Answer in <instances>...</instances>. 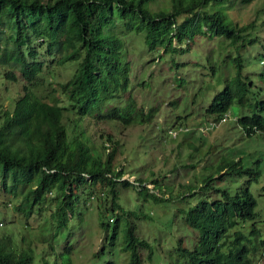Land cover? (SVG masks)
<instances>
[{
    "label": "trees",
    "instance_id": "16d2710c",
    "mask_svg": "<svg viewBox=\"0 0 264 264\" xmlns=\"http://www.w3.org/2000/svg\"><path fill=\"white\" fill-rule=\"evenodd\" d=\"M151 1L0 0V93L10 101L8 106L0 101V183L17 199L15 212L26 220L39 215V240L45 246L35 251L33 243H25V235L2 229L0 264H34L35 256L41 264H72L73 226L83 225V214L93 209L101 241L91 264H120L121 253L127 256L122 264H142V251L151 264H254L253 255L264 248L258 227L251 225L248 232L238 227L256 216L250 182L257 180L259 168L230 158L198 188L183 184L180 201L189 205L178 211L196 237L188 246L183 235L170 234V252L176 256L165 257L135 233V219L149 216L139 203L124 206L117 187L131 186L132 197L142 201L166 197L150 190L141 177L122 178L124 169L114 165L118 142L110 134L104 158L73 134L85 115L129 124L150 122L157 113V107L138 104L133 95V61L114 31L119 25L126 32L144 34L140 57L146 63L156 58L144 56L151 51L160 58L189 51L191 46L183 44L195 35L226 39L236 72L205 112L217 121L237 101L252 111L235 115L244 132L264 130V97L249 96L251 79L242 74L241 50L256 42L248 36L253 22L232 21L221 5L224 0H171L168 10L152 9ZM43 45L49 59L40 58L45 53L38 47ZM64 63H75L72 74L53 83L48 68ZM245 174L233 191L228 185H214V180ZM60 242L62 247L56 249Z\"/></svg>",
    "mask_w": 264,
    "mask_h": 264
},
{
    "label": "rangeland",
    "instance_id": "374dc122",
    "mask_svg": "<svg viewBox=\"0 0 264 264\" xmlns=\"http://www.w3.org/2000/svg\"><path fill=\"white\" fill-rule=\"evenodd\" d=\"M221 3L232 21L253 22L247 28L248 36L255 37L256 42L241 50L242 74H247L251 79L249 96L253 100L264 97V0H252L247 4L240 0H224ZM150 6L156 10H168L171 0H152ZM114 31L122 39L126 57L133 61L130 74L133 95L138 104L157 107V117L147 123L134 121L123 124L85 115L77 121L73 134L88 141L93 153L101 154L102 158L105 156L103 145L109 146L105 137L110 134L118 142L114 165L124 169L122 178L133 181L141 177L145 179L143 184L150 190L166 197L164 200L142 201L132 197L131 186L117 187L124 206L130 208L139 203L140 208L149 216L135 219V233L140 237L145 236L165 257L176 256L173 251L170 252L173 240L168 239L170 234L183 235L184 243L191 246L196 235L194 236L184 218L180 217L182 211H178L181 206L187 208L189 205L180 201L183 184L191 183L195 189L198 188L205 176L214 173L222 161L234 158L240 159L244 167L259 168L257 180L250 182V190L256 199V216L247 219L238 227L248 232L251 225H254L260 230L259 236L264 238V130L250 134L244 132L234 116L252 111L241 107L237 101H233L225 121L210 127L205 133L200 130V126L212 119L206 114L205 107L236 72V66L230 57L232 51L227 46L226 39H217L215 35H195L194 40L183 44L191 46L189 51L174 54L172 57L165 54L161 58L156 55V51H151L144 56L156 58L153 62L151 60L146 63L145 58L140 57L144 34L126 32L120 25L115 26ZM38 48L40 53H45L40 58L49 59L45 46ZM74 68L75 63L50 66L48 70L51 71V81H65ZM10 88L12 90L9 89L8 94H12L13 85ZM18 89L19 87L15 88L14 92ZM1 92L5 94L4 90ZM126 95L127 93L124 94ZM0 101L4 106L10 103L6 95L1 96V93ZM154 178L157 181L153 182ZM246 178V174L233 175L214 180V185H228L233 191ZM210 193L214 196L213 192ZM11 197L12 194L3 189L0 183V230L17 231V235H25V243L34 244L35 251L44 249V243L39 240L42 229L39 215L33 214L26 220L13 210V203L17 199ZM91 202L93 206L96 204L94 199ZM92 211L89 213L87 210L83 214V225L73 226L72 239L75 248L71 254L72 264H91L93 252L100 245L97 212L95 209ZM4 215L6 217L2 219ZM62 245V242L58 243L56 249H60ZM255 254L254 264H264V248ZM142 258V264H151L145 258V251H142ZM118 259L122 264L127 261V256L121 253ZM34 264H41L37 256Z\"/></svg>",
    "mask_w": 264,
    "mask_h": 264
},
{
    "label": "clouds",
    "instance_id": "9594fccd",
    "mask_svg": "<svg viewBox=\"0 0 264 264\" xmlns=\"http://www.w3.org/2000/svg\"><path fill=\"white\" fill-rule=\"evenodd\" d=\"M230 114V111H226L217 121H213L212 119L210 120H207V123L203 126H200V130L202 133H205L207 132V130L210 128V127H213V126H217V123L221 122V121H225L228 116ZM236 116H234L235 118ZM187 129V128H186ZM179 132V131H178Z\"/></svg>",
    "mask_w": 264,
    "mask_h": 264
}]
</instances>
